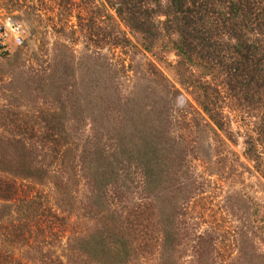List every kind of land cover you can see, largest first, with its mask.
Masks as SVG:
<instances>
[{
  "label": "trees",
  "instance_id": "obj_1",
  "mask_svg": "<svg viewBox=\"0 0 264 264\" xmlns=\"http://www.w3.org/2000/svg\"><path fill=\"white\" fill-rule=\"evenodd\" d=\"M107 3L127 33L108 14V31L94 30L102 37H93L91 53L76 56L73 47L55 42L49 59L32 57L39 69L29 66L26 80L14 78L21 91L17 102L29 96L45 105L0 115L2 235L13 248L42 254L45 264L64 263L43 252L46 243L41 248L29 241L36 219L44 225L36 231L46 230L60 243L66 238L67 264H183L186 258L188 264H264V217L257 203L238 193L230 196L226 205L244 223L236 233L225 232L228 237L213 229L199 234L188 223V205L204 199L194 161L202 160L211 174L213 166L209 154L201 153L200 136L187 143L182 130L220 134L236 143L215 99L221 92L213 82L221 79L243 107L261 112L256 138L244 142L245 158L261 170L264 0ZM163 43L178 59L180 88L153 63L146 66L154 81L145 76L146 82L126 86L123 76L132 66L123 60L117 66L99 52L107 46L152 53ZM183 92L199 108V120H192L197 128L170 118ZM218 163L216 171H225L226 159L220 156ZM16 182L34 187L23 190ZM51 201L57 212L47 207ZM6 248L0 244V264L12 254Z\"/></svg>",
  "mask_w": 264,
  "mask_h": 264
},
{
  "label": "rangeland",
  "instance_id": "obj_2",
  "mask_svg": "<svg viewBox=\"0 0 264 264\" xmlns=\"http://www.w3.org/2000/svg\"><path fill=\"white\" fill-rule=\"evenodd\" d=\"M107 2L108 0H0V21L7 17L13 18L22 25L24 30L22 46H16L12 41H6L7 43L3 46L0 45V115H4L6 109L16 111L18 106L24 112L33 111L45 105L43 100H33L29 96L23 98L22 102L16 101L19 99L21 91L19 88L17 89V80L14 78L17 76L27 78L26 72L29 71V66H32L34 70L39 69L37 64L32 61L34 55L49 59L55 42H63L73 47L76 56H80L84 52L91 53L96 47L92 41L95 39L99 41L102 37L100 35L94 36L93 33L96 32L94 30L99 32L100 29L106 28L105 30L108 31L107 19H105L108 14L127 33V29L117 20L115 12ZM77 29H79V33L71 34V30ZM104 43L99 42L100 46H103ZM100 48V54L106 55L111 63L121 66V60H123L125 67L132 66V69L127 68V76H123V79L128 80L126 86L130 85L132 88L133 85H136L137 79L146 82V77L149 81H154L149 73L150 69H147L146 66L153 63L170 83L179 87V77L176 71L178 59L166 43L157 47L152 53L134 47L113 49L106 46ZM17 56L19 57L18 62L15 61ZM195 74L201 77L200 71ZM209 80L210 78L206 79V81ZM213 83L218 86L221 92L215 98L217 107H220L223 119L229 126L232 139L236 140V143L225 142V138L220 134L219 137H215L212 133L210 135L206 133L189 134L188 128L183 127L182 130L186 132L187 143L190 142L188 137L193 135L198 138L200 136L201 153L209 154L210 164L213 166L211 174L209 167L202 160L194 161L196 180L204 188V193L201 196L204 199L202 201L194 199L188 205L187 221L197 229L199 234L211 229L220 234H225V232L232 234V232L236 233L235 231L243 222L232 215L233 207L226 205V201H229L230 196L234 193L257 203L261 207L260 218L264 217V152L260 147L259 152L263 159V166L260 171H257L254 164L244 156V142L250 136L256 138L257 122L261 117V112L243 107L239 99L233 97L225 88L221 79L217 78ZM182 109L186 111L185 119L181 116ZM173 110L170 115L172 120L179 123L180 121L181 123L185 122V124L188 121L194 124V128H197L195 123L199 120V108L186 92H183V96L178 98L177 105ZM193 118H197L196 121L193 122ZM1 131L2 129H0ZM200 131L204 132L202 129ZM221 137L225 143L220 140ZM220 156L226 159V170L218 172L216 170L221 168L218 163ZM16 184L26 190L30 183L16 182ZM36 190H40V188L36 187ZM45 192H48V188L45 189ZM47 207L57 212L53 201ZM5 220L8 221L7 217L3 218V224L8 225ZM36 220L38 222H32L30 226L33 237L29 241L31 243L37 242L40 247L43 242L46 243L43 252L49 251L54 259L60 258L64 264H67L65 256L67 253L66 238L60 243L58 238H54V235L49 236L46 230H43L44 233L40 230L36 231L34 228L38 224L40 229L44 228L43 223H41L42 220ZM254 220V218L251 220V226L255 225ZM260 225L262 224L260 223ZM53 232L56 234V229ZM2 234L3 231H0V244L12 251L7 259V264H45L42 261V254H37L38 252L35 250L30 251L27 247L20 249L11 247L6 241L7 236ZM225 235L228 237V234ZM231 255L235 256L232 253ZM188 260V258L184 259L183 264H188Z\"/></svg>",
  "mask_w": 264,
  "mask_h": 264
},
{
  "label": "built area",
  "instance_id": "obj_3",
  "mask_svg": "<svg viewBox=\"0 0 264 264\" xmlns=\"http://www.w3.org/2000/svg\"><path fill=\"white\" fill-rule=\"evenodd\" d=\"M24 30L22 25L15 19L7 17L0 21V45L3 46L6 41H12L16 46L24 43Z\"/></svg>",
  "mask_w": 264,
  "mask_h": 264
},
{
  "label": "clouds",
  "instance_id": "obj_4",
  "mask_svg": "<svg viewBox=\"0 0 264 264\" xmlns=\"http://www.w3.org/2000/svg\"><path fill=\"white\" fill-rule=\"evenodd\" d=\"M22 46V45H21ZM20 47V46H19Z\"/></svg>",
  "mask_w": 264,
  "mask_h": 264
}]
</instances>
